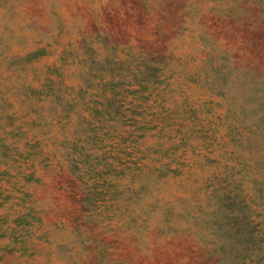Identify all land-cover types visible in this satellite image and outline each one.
<instances>
[{
  "label": "rangeland",
  "instance_id": "rangeland-1",
  "mask_svg": "<svg viewBox=\"0 0 264 264\" xmlns=\"http://www.w3.org/2000/svg\"><path fill=\"white\" fill-rule=\"evenodd\" d=\"M0 264H264V0H0Z\"/></svg>",
  "mask_w": 264,
  "mask_h": 264
}]
</instances>
